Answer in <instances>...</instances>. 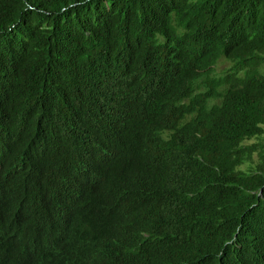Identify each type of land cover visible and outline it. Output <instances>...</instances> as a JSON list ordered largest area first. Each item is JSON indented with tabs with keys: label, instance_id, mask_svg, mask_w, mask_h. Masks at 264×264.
<instances>
[{
	"label": "trees",
	"instance_id": "trees-1",
	"mask_svg": "<svg viewBox=\"0 0 264 264\" xmlns=\"http://www.w3.org/2000/svg\"><path fill=\"white\" fill-rule=\"evenodd\" d=\"M0 264H264V0H0Z\"/></svg>",
	"mask_w": 264,
	"mask_h": 264
},
{
	"label": "rangeland",
	"instance_id": "rangeland-1",
	"mask_svg": "<svg viewBox=\"0 0 264 264\" xmlns=\"http://www.w3.org/2000/svg\"><path fill=\"white\" fill-rule=\"evenodd\" d=\"M230 67V65L227 62H220L218 63V65L214 68L215 69V73L217 75H220L223 71L228 70V68Z\"/></svg>",
	"mask_w": 264,
	"mask_h": 264
}]
</instances>
